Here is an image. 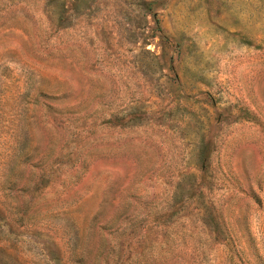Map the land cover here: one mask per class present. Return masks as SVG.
I'll use <instances>...</instances> for the list:
<instances>
[{"label": "rangeland", "instance_id": "1", "mask_svg": "<svg viewBox=\"0 0 264 264\" xmlns=\"http://www.w3.org/2000/svg\"><path fill=\"white\" fill-rule=\"evenodd\" d=\"M0 264H264V0H0Z\"/></svg>", "mask_w": 264, "mask_h": 264}]
</instances>
